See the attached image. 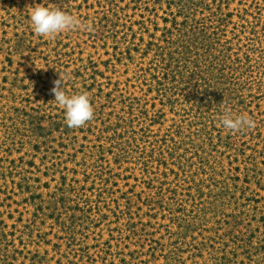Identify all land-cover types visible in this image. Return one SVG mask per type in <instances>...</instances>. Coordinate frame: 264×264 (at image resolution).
Instances as JSON below:
<instances>
[{"label": "rangeland", "instance_id": "374dc122", "mask_svg": "<svg viewBox=\"0 0 264 264\" xmlns=\"http://www.w3.org/2000/svg\"><path fill=\"white\" fill-rule=\"evenodd\" d=\"M0 264H264V0H0Z\"/></svg>", "mask_w": 264, "mask_h": 264}, {"label": "clouds", "instance_id": "9594fccd", "mask_svg": "<svg viewBox=\"0 0 264 264\" xmlns=\"http://www.w3.org/2000/svg\"><path fill=\"white\" fill-rule=\"evenodd\" d=\"M80 24L78 17L59 8L52 9L42 4H37L30 13V25L38 36L54 38L58 34L79 27ZM51 91L55 103L64 110L67 127L77 129L93 119L94 110L86 93L69 94L59 80L55 81ZM221 124L229 132L255 127V121L247 114L233 116L231 113H226L222 117Z\"/></svg>", "mask_w": 264, "mask_h": 264}]
</instances>
